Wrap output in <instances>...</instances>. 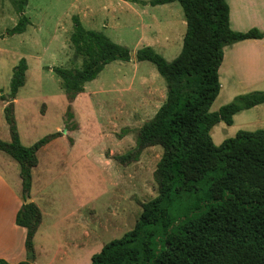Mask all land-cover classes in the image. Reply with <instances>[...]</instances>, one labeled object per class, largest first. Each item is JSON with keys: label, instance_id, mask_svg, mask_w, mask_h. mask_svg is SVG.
<instances>
[{"label": "trees", "instance_id": "obj_1", "mask_svg": "<svg viewBox=\"0 0 264 264\" xmlns=\"http://www.w3.org/2000/svg\"><path fill=\"white\" fill-rule=\"evenodd\" d=\"M12 1L20 19L8 34H22L30 24L24 14L27 0ZM174 2L183 8L187 24L179 56L168 62L149 46L135 54L138 62L152 63L165 79L167 99L139 130L136 147L114 157L119 164L129 166L139 162L146 149L161 147L163 153L154 172L158 195L142 204L134 229L106 244L92 257L91 264H264V193H243L231 176L232 172L245 170L264 182V129L239 131L219 146L210 134L217 124L232 126L237 114L264 104V91H253L210 112L221 90L219 69L224 48L263 39L264 34L256 28L234 32L226 0H151L142 4ZM72 20L70 42L82 59V67L53 68L70 103L107 65L132 60L127 47L114 43L102 32L86 29L77 16ZM27 68L26 59H21L13 70L9 98L2 95L7 102L4 112L11 142L0 140V151L20 164L24 204L16 221L27 229L28 259L18 264H33L34 238L42 223V212L31 200L38 151L62 136L50 134L33 146L22 145L14 100L24 86ZM73 119L70 105L67 130L78 129L71 124Z\"/></svg>", "mask_w": 264, "mask_h": 264}, {"label": "crops", "instance_id": "obj_2", "mask_svg": "<svg viewBox=\"0 0 264 264\" xmlns=\"http://www.w3.org/2000/svg\"><path fill=\"white\" fill-rule=\"evenodd\" d=\"M150 1L133 2L141 3L146 8L151 5H144L142 2ZM226 1L230 8V28L234 32L246 33L256 28L264 34V0ZM175 3L178 2L151 7L156 10L169 9ZM28 4L29 0L24 5L25 16L28 14ZM17 14L19 13L13 11L9 15L15 17ZM0 16L3 17L2 12ZM26 17L30 24L24 33L1 36L5 47L0 46V56H3L0 58V77L6 70L7 80L10 82L11 70L21 59H26L28 68L24 86L19 89L14 100L15 118L23 146H33L42 134H46V137L62 133V136L53 139L38 151L39 163L32 172L31 200L42 212V223L34 238L33 264H91L92 257L100 253L106 244L116 240L117 235L122 236L133 230L141 216L139 209L142 210L144 203L140 199L135 201L139 197L135 194L134 187L128 185L131 186L136 181L138 183L135 187H139V183H144L142 173L146 166L145 158L123 166L114 157L122 155L121 151L126 145L133 147V131L136 130L135 121L139 113L152 103L161 102L156 107L157 113L167 99L166 91L163 85L158 84L157 78L154 81L144 77L141 83L133 77L130 80H121L119 76L111 81L102 80V75L115 63L113 62L106 66L96 80L87 83L84 92L72 103L67 99L62 80L54 96H44L46 94L41 89L47 83L44 75L53 73L46 70L48 65L45 57L53 49L54 42L32 54L8 43L15 36L24 38V43L25 37H29V40H37L44 35L46 37L44 23L34 22ZM137 17L141 19L140 29L146 33L141 34V37L150 42L149 47L153 49H164L169 45L167 36L173 34L175 29L179 30L180 41L184 36L183 27H187L186 17L178 27L174 26L167 15H153L148 22L143 21L139 15ZM29 28L33 31H29L28 36L26 33ZM70 34V31L66 32L64 38L71 44ZM55 38V41L59 40L56 31L51 35L52 40ZM73 59L72 67L81 68L82 59L75 51ZM131 62L136 63L137 60ZM54 63L53 60L50 62L53 67ZM138 65L136 63V68ZM246 68L250 69L249 75H245ZM238 71L243 75L239 79L234 77ZM117 72L122 73L119 70ZM122 74L124 78L125 74ZM219 75L220 92L224 83L228 88L237 85L245 93L264 91V38L245 40L225 47ZM1 89L6 92L0 94V140L11 142L4 112L7 102L2 100V95L9 98L11 89L7 83L0 82ZM158 93H162V101L156 99ZM38 103H42L41 111ZM70 105L74 114L72 122L78 125L77 130H66V113ZM122 129L127 131L126 135L117 138L116 134ZM155 149L156 147L146 149L142 156ZM161 156L162 152L158 156V162ZM20 170L18 161L0 151V261L10 264L28 259L27 229L19 226L16 221L24 204ZM106 197L111 202L106 203L109 213L104 220L98 222L99 209L96 206ZM107 237H111V240L105 242Z\"/></svg>", "mask_w": 264, "mask_h": 264}, {"label": "rangeland", "instance_id": "obj_3", "mask_svg": "<svg viewBox=\"0 0 264 264\" xmlns=\"http://www.w3.org/2000/svg\"><path fill=\"white\" fill-rule=\"evenodd\" d=\"M133 1L134 0H29L27 10L28 14H26V16L30 17L34 22L42 21L44 23L43 26L46 27V37L44 35L43 38L39 37V39L37 40H29V37H25L26 39L24 43V38H22L21 36H15L13 39H10L8 43L12 47L21 48L28 54H32L40 52L43 48H45L46 45L51 44L52 41L54 42L52 46L53 49H51L49 55L45 57L46 65H48L46 70L52 71L53 73L44 75V80L47 83H45V86L41 88L42 92L46 94L44 96H47L49 98V96L55 95V90L57 89V87H60L61 81L60 77L56 73H54V67L62 66L66 69H80V67H72V64H74V50L72 44L67 43V40H65L66 38H64L66 37L65 34L68 31L71 32L70 37L72 35L74 29V22L72 19L74 16L80 18L86 29L102 32L107 35V37H109L113 42L127 47L131 51V56L132 54H136L138 50L144 47L151 46L150 42L141 37V34L145 35L146 33L143 32L139 27V22L141 19L137 17L138 15L141 16V18L145 22H148L149 18L153 15H167L173 21L174 26L177 27L178 25H180L181 20L185 21L184 11L179 3H175L174 7L169 9L156 10L151 6H148L146 8L142 7V5H140L141 3H134ZM12 3L10 0H0V13L2 12L3 15V17L0 16L1 47H5V44L1 41V36H7L8 31L17 25L20 18V14H17L15 17L9 15L10 12H12V14L13 11L14 13L18 12L16 10V6L14 4L12 5ZM15 18H17V20ZM183 28L185 36L187 27ZM29 31L33 30L29 28L26 34H28ZM55 31L56 33H58V41H55L56 38L53 40L51 39V35H53ZM184 36L179 41V30L175 29L173 34H169L167 36V39L170 40L169 45L165 46L164 49H154L165 60L171 62L175 60L181 53L183 48ZM0 58H3V56H0ZM52 60L55 62L54 67L50 64ZM131 61H133V59ZM131 61L128 63L116 61L106 69L105 73L101 77L102 80L111 81L112 78H115L116 76H119L121 80H130V77H133L134 79H138L139 83H141L144 77L154 81L155 78H157L158 84L163 85L167 96L168 89L166 81L158 73L156 67L152 63L137 61L136 63H138L139 65L136 68V63ZM13 70H11L12 76ZM117 70L124 73L125 77L123 78V74L117 72ZM246 71L247 72H245V75H249L251 73L250 69L248 68H246ZM234 77L239 79V77L241 78L243 77V75L238 71L234 74ZM0 82L7 83L8 88L11 89V80L10 82L9 80H7L6 70L3 72V76L0 77ZM241 89L243 88L238 87L237 85L233 86V88H228V86H225L224 83L223 90L220 92L217 100L212 105L210 112H217L224 105L231 103L237 96L246 94ZM4 92H6L4 89L0 90V94H3ZM162 98V93H158L156 99L162 101ZM41 100L43 101V99ZM37 102H40L39 99H37ZM30 104H33V102H31ZM37 105H39V111H41L42 103H38ZM159 105H161V102H155L154 104L152 103L150 106H148L146 109L141 110V112L139 113V117L135 121L136 130L133 131V140H135L134 143L132 141L133 147L130 148V144L126 145L121 151L122 155L126 154L136 147L139 130L146 122L150 121L155 116L156 107H158ZM71 124H73V122H71ZM67 125L68 123H66V126ZM261 129H264V104L249 110L242 111L237 115L236 121L232 126H228L224 122L217 124L211 130V136L214 143L219 146L225 140L235 137L239 131L255 132ZM68 130H70V127ZM126 133L127 131L122 129L118 134H116V137L122 138L126 135ZM45 135L46 134H42L38 138V141L45 137ZM161 152L163 153V149L161 147H156L155 151L148 152L146 155L141 156V158H145L146 162V166L142 173L144 183L142 185L139 183V187H135L138 183H136V181L135 183L131 184V186L128 185V187H134V192L139 197L135 198V201L137 199H140L141 202L146 203L158 195L157 185L153 180L154 174L152 173L157 167L159 160L158 156H160ZM231 176L233 178L232 182L243 193H247L250 195L264 193V182H261L259 180V177H257L256 175L250 174L245 170H237L234 173L232 172ZM109 200L110 198L106 197L96 206V208L99 209L97 218L98 222L104 220L105 216L108 215L109 212L107 210L106 203H111L109 202ZM130 201L132 202V200ZM103 207L106 208L103 209ZM141 213L142 210L140 208L139 214L141 215ZM124 234L122 236H124ZM122 236L117 235L116 239H120L122 238ZM110 240L111 237H107L105 242H108Z\"/></svg>", "mask_w": 264, "mask_h": 264}, {"label": "water", "instance_id": "obj_4", "mask_svg": "<svg viewBox=\"0 0 264 264\" xmlns=\"http://www.w3.org/2000/svg\"><path fill=\"white\" fill-rule=\"evenodd\" d=\"M131 58L134 60L136 59V55L135 54H132ZM31 263L33 262V260H29Z\"/></svg>", "mask_w": 264, "mask_h": 264}]
</instances>
